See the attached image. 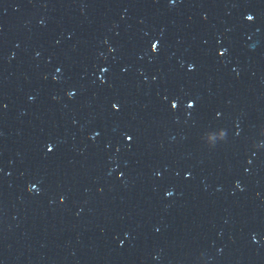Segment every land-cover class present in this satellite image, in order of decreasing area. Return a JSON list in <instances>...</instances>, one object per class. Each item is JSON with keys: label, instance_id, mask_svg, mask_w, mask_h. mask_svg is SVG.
<instances>
[{"label": "snow or ice", "instance_id": "snow-or-ice-1", "mask_svg": "<svg viewBox=\"0 0 264 264\" xmlns=\"http://www.w3.org/2000/svg\"><path fill=\"white\" fill-rule=\"evenodd\" d=\"M249 19H251V17H249Z\"/></svg>", "mask_w": 264, "mask_h": 264}]
</instances>
